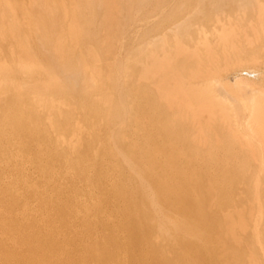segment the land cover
I'll return each mask as SVG.
<instances>
[{
	"label": "bare ground",
	"instance_id": "6f19581e",
	"mask_svg": "<svg viewBox=\"0 0 264 264\" xmlns=\"http://www.w3.org/2000/svg\"><path fill=\"white\" fill-rule=\"evenodd\" d=\"M98 1L0 0V264H264V95L224 83L240 121L215 91L257 63L243 54L264 3L249 26L220 9L211 32L155 29L160 48L153 32L138 53L129 43L169 18L161 0L116 58L112 14L136 2ZM248 120L257 146L239 137Z\"/></svg>",
	"mask_w": 264,
	"mask_h": 264
},
{
	"label": "rangeland",
	"instance_id": "374dc122",
	"mask_svg": "<svg viewBox=\"0 0 264 264\" xmlns=\"http://www.w3.org/2000/svg\"><path fill=\"white\" fill-rule=\"evenodd\" d=\"M128 2H130L131 0H127ZM134 1V0H133ZM132 1V2H133ZM161 0H135L133 3H135L133 6H135L133 9L135 10V12H133L134 10L133 9H130V10H133L132 12L130 11V10H127V8L125 9V6H123V7H121V9L122 8H124V9H122L119 13H118V15H117V18H116V13L115 14H112V16L116 19L115 20V23H114V25H113V28H114V44H118L119 45V47H118V51H119V53H118V55L116 54V58L118 57L119 58V54H123L124 55V51H122L121 50V48H120V45H121V43L123 42L124 43V41H125V35H124V33H127V34H129L130 33V31H133V27L135 28V30L137 29V28H139L140 26H143L145 23H143L144 21H143V17L145 16V19L148 17V15L151 17V14L153 15V17H154V12H158V11H160V9H159V7L157 6V3L158 2H160ZM162 1H164V2H166L167 0H162ZM253 1H255V0H168V3L170 4V10L168 9L167 10V17H169V18H167V19H164L162 22H159L161 19H160V15H159V13L157 14V15H155V18L153 19V21H155V19H157V17L159 18V23L157 22V20L153 23L154 25H155V23H156V26H154V25H152L151 23V20H150V24L152 25V26H150L149 28L150 29H153V31L152 30H150V32L149 33H147V31H145V30H143V31H141V33L139 34L140 36H138L137 35V42H136V40L135 41H133V42H131V43H129V44H132V45H134V50L136 51V50H140L141 51V45H140V42H141V39L143 40V39H146L148 36H150V35H152V34H150V33H153L154 35L156 34V32L155 31H157L158 32V30H159V32L160 33H165L166 31H170L171 30V28H172V26H173V30L171 31L172 33L173 32H175L174 31V29L176 28V30H177V27H178V30L177 31H179V29H180V26L181 25H184V26H181L182 28L184 27H186V25L188 24V23H190V26H188V27H190V29H193L192 31H195V30H207L208 32H211L212 30V27H210V23H211V20H213V19H215V15L216 16H218L219 14H218V12H217V10H222V11H225L228 15H230L229 16V21H231L232 22V24L233 25H239V24H243L246 20V24H247V26H249V22L251 21H253L252 19H253V15H251L252 13H254V12H256L257 11V13H259V11L256 9L257 7H259V6H261V5H263V3H264V0H261L260 1V3H261V5H260V3H257V1H255L256 2V4L257 5H255L254 4V2ZM258 2H259V0H258ZM160 3H158V5H159ZM168 4V5H169ZM252 4H254V6L256 7L254 10H253V8H254V6L252 5ZM88 5L90 6V7H92V8H97V7H99L100 5H102V3L100 2V1H98V0H95V2H92V3H88ZM137 5V6H136ZM168 5H166V6H168ZM251 5V6H250ZM129 6H130V3H129ZM158 8H157V7ZM250 6V7H249ZM217 7H218V9H217ZM130 8V7H129ZM136 8V9H135ZM248 8V10H247V12H248V14H247V12L246 13H242V11H243V9H247ZM262 6H261V10H262ZM173 9V10H172ZM253 11H252V10ZM137 10H139V11H137ZM252 12H251V11ZM128 11V12H127ZM130 11V12H129ZM168 11H169V13H168ZM173 12V13H172ZM131 13H132V15H131ZM134 13H136V14H134ZM251 13V14H250ZM257 13H254V14H257ZM148 14V15H147ZM156 14V13H155ZM176 15V16H171L174 20H172V18H171V20L172 21H168L169 19H170V16L169 15ZM249 16V14L252 16L251 17V19L250 20H248V18H250V17H247V15ZM131 17H130V16ZM134 15H135V17H134ZM258 15H260V13L259 14H257V15H255V17L256 18H258ZM133 16V17H132ZM160 16V17H159ZM247 17V19H245ZM254 17V18H255ZM120 19V21H118V20ZM132 19V20H131ZM150 18H148V20H149ZM142 20V21H141ZM254 20H257V19H254ZM132 21H133V23H132ZM141 21V22H140ZM249 21V22H248ZM117 22H121V23H123V25L122 24H120L121 25V27H122V29L120 28V30H119V32L118 33H116V27H117ZM136 24H135V23ZM92 23H94V21H84V22H82L81 24H80V26H81V28H82V30H85V31H87V38L88 39H91V40H94V36H95V34L97 35V34H99V32L98 31H95L94 30V24H92ZM140 23V24H139ZM161 23V24H160ZM163 23V24H162ZM253 23H254V21H253ZM256 23H258V24H256ZM255 24H252V25H256V26H254L255 28H251L252 30H255V32L257 31L260 35H262L263 37H262V39L260 40V41H258V42H256V43H254L253 44V46L251 47V48H249V49H246L245 50V52H244V56H246L247 58H249L250 60H256L257 61V63H255V65H249V66H247V65H245V67H244V65H243V68L241 67V66H239V65H232L227 71H225L223 74H224V77L225 78H223V84H221L219 87H216L215 88V91H216V94L218 95V99L219 100H222V102L225 104V106L230 110V111H232L233 113H235V117H237L238 115V119L241 121V119L242 118H244L243 117V114L241 113V111H240V104H239V101H238V99L237 98H233L232 96H230V94H228V93H226V91L223 89V85H224V83H225V85H229V86H232L234 89H237V87H238V89H239V86H240V90L239 91H242V92H239L238 91V89L237 90H234L235 92L237 91V93H239V95L240 96H245V95H248L249 97H251V96H258V97H261V96H263L264 95V82H263V75H264V24L262 23H260L259 24V22H256ZM134 24H135V26H134ZM137 24H139V25H137ZM159 24V25H158ZM157 25H158V28H156L157 27ZM172 25V26H171ZM180 25V26H179ZM261 25V26H260ZM138 26V27H137ZM177 26V27H176ZM153 27V28H152ZM210 27V28H209ZM184 28H183V30H184ZM155 29H158V30H155ZM182 30V31H183ZM146 33H145V32ZM180 31H181V29H180ZM181 31V32H182ZM97 32V33H96ZM107 33V30L104 28V26H102L101 27V29H100V35L99 36H101L102 35V33ZM159 32H158V34H159ZM251 32H254V31H251ZM178 33V32H177ZM180 33V32H179ZM201 33H203V31H201ZM169 34V33H168ZM167 34V35H168ZM153 35V38L155 39V40H153V38H150V39H152L153 40V42H152V40H150L151 42V47L153 46L154 48H160V46H158V40L156 39L158 36H154ZM139 37V38H138ZM184 39V38H183ZM186 39H188V37L186 38ZM140 40V41H139ZM170 39H168V45L171 47V46H174L173 45V42H171L172 40H170ZM189 40V39H188ZM188 40H186L188 43L187 44H189V43H192L190 40V42L188 41ZM139 42V43H138ZM157 42V43H156ZM183 42L185 43V40H183ZM129 46V45H128ZM127 46V47H128ZM140 47V48H139ZM152 47V48H153ZM158 48V49H159ZM157 49V50H158ZM124 50V49H123ZM150 50H151V48H150ZM153 50H155V49H153ZM138 51H136V52H138ZM156 51V50H155ZM159 52H161L160 50H158ZM146 52V51H145ZM144 52V53H145ZM149 52V51H148ZM154 52V51H153ZM135 53V52H134ZM139 53V52H138ZM137 53V54H138ZM142 53V52H141ZM156 53H158L157 51H156ZM151 54V53H150ZM139 55L140 54H138V56L137 57H139ZM226 55H228L229 56V54L228 53H225V52H222V51H220V52H218L217 53V57H219V58H222V57H224V56H226ZM136 56V55H135ZM124 57V56H123ZM126 57V56H125ZM122 58V57H121ZM114 59V58H113ZM115 61H116V59H114ZM239 66V67H238ZM243 69V71H242V69ZM246 69V70H245ZM238 70V71H237ZM240 70V71H239ZM244 70L246 71V72H244ZM244 77H245V80H244ZM239 78H241V79H239ZM243 78V79H242ZM248 79V80H247ZM242 80V82H239V81H241ZM226 81V82H225ZM246 81V82H245ZM249 81L251 82V83H249ZM244 82V83H243ZM238 83V84H237ZM242 83L243 84H245L246 86H244V85H242ZM249 83V84H248ZM242 85V86H241ZM248 85H250L253 89H251V87L249 86L248 87ZM261 85V86H260ZM244 86V87H243ZM241 87H243V88H245V90H242L241 89ZM251 90H253V92L251 91ZM259 90V91H258ZM245 91V92H244ZM260 92V93H259ZM257 93L259 94V95H257ZM261 95V96H260ZM264 97V96H263ZM245 98H247V96L245 97ZM247 100H249L248 98H247ZM237 112H240L241 114H239V113H237ZM242 117V118H241ZM237 119V118H236ZM249 119V118H248ZM236 121V120H235ZM234 121V122H235ZM250 120H248V122L247 123H239V122H235L236 123V125L238 126V129L239 130H237L238 131V133H239V137L240 138H242V139H244L246 142H249L250 144L249 145H246L247 147H249V146H251V145H253V146H257V142H259V140L260 139H258L259 138V136H256V134H255V132H254V126L253 125H251L250 123L251 122H249ZM249 123V124H248ZM230 139H233L234 140V138H230ZM233 140H230V142H232ZM229 141V140H228ZM229 142V143H230ZM233 143V142H232ZM262 144V143H261ZM260 144V145H261ZM235 149H233V151H234ZM232 151V152H233ZM250 150H248V151H246V154H248V155H250ZM236 153V150L232 153V154H234V155H236L235 154ZM252 153V152H251ZM260 157H259V159L261 160V159H263L264 158V145L263 146H261V148H260ZM241 154V153H240ZM237 155H239V153L237 154ZM244 165H236L237 166V168L236 169H239V170H247V173L249 174V178H248V186L251 188V186H252V176H253V173L255 172V171H257L258 170V168L259 167H257V166H255L254 165V163L252 162V159H251V157H248L246 160H245V163H243ZM239 166H241L240 168H239ZM253 171V172H252ZM263 179H262V183L264 184V173H263ZM263 201H264V199H263Z\"/></svg>",
	"mask_w": 264,
	"mask_h": 264
}]
</instances>
